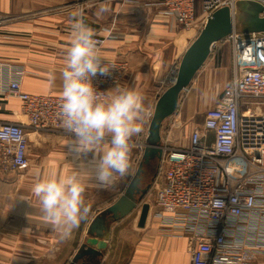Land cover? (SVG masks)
<instances>
[{
  "label": "crops",
  "instance_id": "1",
  "mask_svg": "<svg viewBox=\"0 0 264 264\" xmlns=\"http://www.w3.org/2000/svg\"><path fill=\"white\" fill-rule=\"evenodd\" d=\"M9 1L0 2V59L23 67L22 91L61 97L71 24L74 20H82L94 35L106 37L99 49L106 60L118 59L128 63L119 84L135 88L143 95L146 109L143 131L132 137L140 139L143 135L145 144L146 115L166 89L167 71L177 67L195 34L173 24L162 14V6L144 0H102L87 6L85 12L71 5L72 0H25L20 1L15 9L8 5ZM196 84L197 80L193 78L190 88H186L188 97L182 119L186 129L187 122L201 104ZM18 112L17 99L0 100V120L15 121ZM163 125L164 122L161 145H177L173 133L178 121L170 125L166 136ZM71 141L67 131L29 135V164L21 171L20 184L12 186V196L6 199L8 214L0 229V264L71 262L78 246L87 237L88 225L95 215L113 203L126 188V176L118 178L109 187H98L91 172L86 170L90 167L91 155L78 157L71 150ZM72 173L81 174L85 185L83 197L90 212L82 221L85 222L82 233L78 232L80 223L65 236L45 219L31 189L42 179ZM105 196L114 197L106 199ZM95 198L101 204L98 207H94ZM145 200L150 213L151 209L156 210L154 197ZM140 205L133 220L128 219V214L111 223L106 251L88 264H190V252L184 237L165 235L149 211L144 225H138ZM74 244H77L75 248ZM258 260L264 264V254H259Z\"/></svg>",
  "mask_w": 264,
  "mask_h": 264
},
{
  "label": "built area",
  "instance_id": "2",
  "mask_svg": "<svg viewBox=\"0 0 264 264\" xmlns=\"http://www.w3.org/2000/svg\"><path fill=\"white\" fill-rule=\"evenodd\" d=\"M102 0H72L79 10ZM162 6V14L184 31L200 30L224 6L238 0H144ZM264 6V0H253ZM100 49L106 37L94 35ZM231 79L184 145H162L151 184L154 210L165 235L184 237L190 264H261L264 254V32L232 31ZM109 75L93 86L109 90L128 63L107 60ZM105 61V63H107ZM177 67L171 69L170 82ZM24 69L0 59V100L15 98V121L0 120V177L18 174L29 164V135L66 131L60 118L61 97L22 91ZM186 89H183L184 91ZM108 93H101L106 100ZM152 116V112L149 115ZM151 119V118H150ZM145 146V145H144Z\"/></svg>",
  "mask_w": 264,
  "mask_h": 264
},
{
  "label": "clouds",
  "instance_id": "3",
  "mask_svg": "<svg viewBox=\"0 0 264 264\" xmlns=\"http://www.w3.org/2000/svg\"><path fill=\"white\" fill-rule=\"evenodd\" d=\"M105 61L94 31L82 20H74L62 72L59 115L72 137L71 150L80 158L91 155L86 170L98 187L106 188L130 175V138L143 131L146 109L142 93L135 88L117 82L114 88L100 92L93 86L94 77L109 75L114 66ZM101 93H108V98L102 100ZM84 191L80 173L45 178L31 189L45 219L65 236L89 215Z\"/></svg>",
  "mask_w": 264,
  "mask_h": 264
},
{
  "label": "water",
  "instance_id": "4",
  "mask_svg": "<svg viewBox=\"0 0 264 264\" xmlns=\"http://www.w3.org/2000/svg\"><path fill=\"white\" fill-rule=\"evenodd\" d=\"M232 31L238 33L264 32V6L253 0H238L233 11L224 6L215 10L206 20L198 34L190 42L179 61L174 82L157 98L148 125L142 160L123 193L109 206L101 210L87 228V238L82 242L70 264H87L102 256L107 248V239L112 222L128 215L146 195L148 188L139 190L143 163L159 159L162 153L161 126L163 121L177 109L179 96L186 89L198 70L209 57L213 45ZM138 225L143 226L149 204L143 202Z\"/></svg>",
  "mask_w": 264,
  "mask_h": 264
},
{
  "label": "rangeland",
  "instance_id": "5",
  "mask_svg": "<svg viewBox=\"0 0 264 264\" xmlns=\"http://www.w3.org/2000/svg\"><path fill=\"white\" fill-rule=\"evenodd\" d=\"M7 0H0L1 3L5 2ZM25 0H10L8 2V5H10L12 8L18 7L21 3ZM86 8V7H85ZM85 8H83V11L85 12ZM200 30H197L196 35L198 34ZM195 34V32H194ZM179 64V63H178ZM178 67V65H177ZM217 68V69H216ZM175 69V68H171ZM171 69L167 71L166 75V82H165V88L170 86L172 83L170 82L171 79ZM231 72H232V65H231V44L226 39H222L218 42H216L211 50V53L205 63L202 65V67L198 70L196 73L194 80H197V95L201 98V104L199 108L197 109V113L194 115V117L187 122L188 129L185 128V123L182 122V119L184 118V111L185 106L187 103V97H188V91L187 87L186 90L182 91L179 96V102L176 111L169 117H167L163 122V131L164 136L168 135V131L170 128V125L174 122L178 121V125L174 130L173 136H175V140L178 143L174 146H180L184 145L187 142V134L189 133V129L193 126H196L197 124L201 123L204 117L205 112L208 110V108L212 107L214 102H212L213 98L220 93L222 88L225 86L226 83H228L231 79ZM153 112V109L150 110L149 113H147L146 117V123L145 127H148L149 121H150V113ZM148 129V128H147ZM186 129V130H185ZM143 143V135L139 139L138 137H132L130 138V162H131V170L130 175L126 176V186L130 182L132 176L134 175L139 163L142 160V151L144 148ZM152 169L150 167L145 169L144 176L142 178V186L145 180L149 177L156 174V162H153ZM145 168V167H144ZM21 173L18 174H7L3 177H0V229L2 228V224H4L5 219H7V207H6V199L7 197L12 196L13 188L12 186L15 183L20 184L21 182ZM153 177V179H154ZM153 181V180H152ZM125 190L122 189L121 193H123ZM114 196H105V198L111 199ZM153 198V189L150 187L148 188V191L146 195L143 197L142 201H147ZM94 207H98L99 204L96 202V198L94 201ZM148 203V202H147ZM140 205V203L129 213V220H133L134 217L137 214V207ZM101 207V206H100ZM154 209H151V213L149 211V215H153ZM151 215V216H152ZM85 222H81V226H79V234L82 233V230L84 228ZM87 237L84 238V241ZM83 241V242H84ZM74 244V247L75 248ZM65 254V252H63ZM80 263V262H79ZM77 263V264H79ZM64 264H70V262Z\"/></svg>",
  "mask_w": 264,
  "mask_h": 264
},
{
  "label": "flooded vegetation",
  "instance_id": "6",
  "mask_svg": "<svg viewBox=\"0 0 264 264\" xmlns=\"http://www.w3.org/2000/svg\"><path fill=\"white\" fill-rule=\"evenodd\" d=\"M153 162H156V168L158 167V159L157 158H153V159H150L148 162H146V163H143V172L141 173V175H140V181H139V184H138V187H139V190H142V189H146V188H150V186H151V184H152V180H154L153 179V177H154V175H152V176H149L146 180H145V182L143 183L144 185L142 186V178H143V176H144V172H145V169L146 168H148V167H150L151 169H152V167H153ZM145 167V168H144ZM89 263V262H88ZM87 263V264H88Z\"/></svg>",
  "mask_w": 264,
  "mask_h": 264
}]
</instances>
